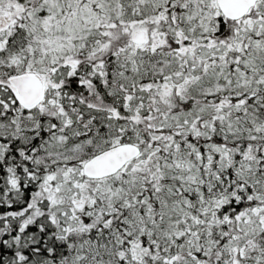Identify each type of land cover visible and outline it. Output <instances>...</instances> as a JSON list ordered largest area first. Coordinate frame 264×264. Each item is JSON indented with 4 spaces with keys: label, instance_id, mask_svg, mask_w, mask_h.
I'll return each mask as SVG.
<instances>
[{
    "label": "snow or ice",
    "instance_id": "obj_1",
    "mask_svg": "<svg viewBox=\"0 0 264 264\" xmlns=\"http://www.w3.org/2000/svg\"><path fill=\"white\" fill-rule=\"evenodd\" d=\"M0 264H264V0H0Z\"/></svg>",
    "mask_w": 264,
    "mask_h": 264
}]
</instances>
